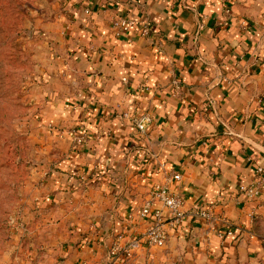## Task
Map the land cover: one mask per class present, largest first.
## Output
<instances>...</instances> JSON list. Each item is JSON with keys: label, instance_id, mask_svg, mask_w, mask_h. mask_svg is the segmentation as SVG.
<instances>
[{"label": "crops", "instance_id": "0c3cea01", "mask_svg": "<svg viewBox=\"0 0 264 264\" xmlns=\"http://www.w3.org/2000/svg\"><path fill=\"white\" fill-rule=\"evenodd\" d=\"M61 4L45 24L51 53L39 100L43 123L62 129L59 149L45 151L58 172L38 190L32 264L264 262V188L249 200L238 192L264 173V0ZM120 15L134 24L116 36ZM144 113L151 120L138 137ZM174 173L181 225L162 247L111 260L114 241L150 225L139 210L151 184ZM195 209L211 217L189 215Z\"/></svg>", "mask_w": 264, "mask_h": 264}, {"label": "rangeland", "instance_id": "374dc122", "mask_svg": "<svg viewBox=\"0 0 264 264\" xmlns=\"http://www.w3.org/2000/svg\"><path fill=\"white\" fill-rule=\"evenodd\" d=\"M61 5V0H0V264L33 263L28 240L33 208L45 178L58 172L45 151L49 145L59 149L62 129L43 123L39 100L51 53L45 24L62 12Z\"/></svg>", "mask_w": 264, "mask_h": 264}, {"label": "built area", "instance_id": "2783aa9c", "mask_svg": "<svg viewBox=\"0 0 264 264\" xmlns=\"http://www.w3.org/2000/svg\"><path fill=\"white\" fill-rule=\"evenodd\" d=\"M134 22L125 16H116L111 20V28L116 36L127 32ZM150 31L148 23L144 22L141 28V34L147 35ZM171 83L175 90L180 89L181 83L177 78H173ZM150 116L144 113L134 120V127L136 135L140 137L150 123ZM164 163L159 164V168L164 170ZM180 174L174 173L166 176L163 183L154 182L150 186L149 198L143 202L139 210V216L142 218H151L150 225L146 230L137 237L129 238L125 243L114 241L110 250L109 257L111 260H118L120 258H129L133 252L139 248H156L162 247L165 243L169 230L178 228L183 222L186 212L183 210L182 198L171 191L169 184L173 180L180 179ZM264 188V173L262 168L255 170L254 177L247 183L241 184L238 187V192L245 199H253L260 196ZM158 204V206H157ZM189 215L201 218H210L211 214L208 210L195 209L189 211ZM224 219L220 221L227 224ZM227 234L233 235L232 228H227Z\"/></svg>", "mask_w": 264, "mask_h": 264}, {"label": "trees", "instance_id": "16d2710c", "mask_svg": "<svg viewBox=\"0 0 264 264\" xmlns=\"http://www.w3.org/2000/svg\"><path fill=\"white\" fill-rule=\"evenodd\" d=\"M245 264V263H244Z\"/></svg>", "mask_w": 264, "mask_h": 264}]
</instances>
